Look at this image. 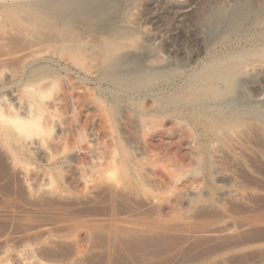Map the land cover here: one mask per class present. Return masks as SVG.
<instances>
[{"label":"rangeland","instance_id":"obj_1","mask_svg":"<svg viewBox=\"0 0 264 264\" xmlns=\"http://www.w3.org/2000/svg\"><path fill=\"white\" fill-rule=\"evenodd\" d=\"M0 113V264H264V0H0Z\"/></svg>","mask_w":264,"mask_h":264},{"label":"bare ground","instance_id":"obj_2","mask_svg":"<svg viewBox=\"0 0 264 264\" xmlns=\"http://www.w3.org/2000/svg\"><path fill=\"white\" fill-rule=\"evenodd\" d=\"M39 1V0H38ZM57 1V0H56ZM37 2V1H36ZM42 2V1H41ZM76 2V1H75ZM29 3V2H28ZM31 3V2H30ZM48 3V2H47ZM53 3V2H52ZM82 3V2H81ZM40 4V3H39ZM58 4V3H57ZM77 4H78V2H77ZM76 4V5H77ZM18 5H19V3H18ZM24 5V4H23ZM27 5V4H26ZM25 5V6H26ZM5 6V5H4ZM22 6V5H21ZM37 6H39L38 4H37ZM7 7H9V6H7ZM54 7V6H53ZM39 8V7H38ZM41 8H42V6H41ZM39 9V10H42V9ZM50 8V7H49ZM44 9V8H43ZM46 9H47V7H46ZM77 9V8H76ZM75 9V10H76ZM39 10H38V12H39ZM64 10V9H63ZM63 10H62V12H63ZM33 11V10H32ZM44 11H47V10H45L44 9ZM43 10H42V12L44 13V14H48V13H50V12H48V13H45ZM217 11V10H216ZM55 12H57V11H55ZM40 13V12H39ZM64 13V12H63ZM213 13V12H212ZM43 14V15H44ZM52 14V17L54 16V14H56V13H50V14H48V15H51ZM40 15V14H39ZM43 15H40V17L41 16H43ZM48 15H46V16H48ZM57 15H58V13H57ZM62 16H64L63 14H61ZM60 16V15H59ZM66 16V15H65ZM71 16V15H70ZM56 17V16H55ZM45 18V17H44ZM49 18V17H48ZM47 18V19H48ZM51 18V17H50ZM54 18V17H53ZM52 19V18H51ZM221 21V20H220ZM222 22V21H221ZM223 23V22H222ZM94 24H96V23H94ZM107 44V43H106ZM109 44V43H108ZM108 47H109V45H108ZM105 48H106V46H105ZM109 49V48H108ZM110 49H111V46H110ZM106 51H108V50H106ZM110 51V50H109ZM112 51V50H111ZM113 52V51H112ZM116 52V51H115ZM108 54V53H107ZM110 54V53H109ZM106 55V54H105ZM111 56V55H110ZM110 58V57H109ZM220 60V59H219ZM218 63V62H217ZM232 63V62H231ZM229 65H230V60H229ZM232 65V64H231ZM235 69V66H228V65H221V66H214V67H212L210 70H209V72L208 71H206V72H208L207 74H206V76H203L202 77V80H206V79H209V78H211L212 80H214V79H225V81H228L227 83H229V84H234V81H233V79L231 78V76H232V74H233V72H234V69ZM202 74V73H201ZM202 76V75H201ZM200 77V76H199ZM205 77V78H204ZM197 78H198V76H197ZM197 78H196V80H197ZM204 78V79H203ZM201 80V79H200ZM200 80H197L198 82L200 81ZM211 80V81H212ZM209 81V80H208ZM224 81V80H223ZM198 82H196V83H198ZM215 82V81H214ZM218 82V81H217ZM220 82V81H219ZM202 83H203V81H202ZM201 82H200V84H202ZM206 83V82H205ZM211 83V82H210ZM223 83H225V82H223ZM213 84V83H212ZM215 84H216V82H215ZM226 84V83H225ZM192 85V84H191ZM193 85H195V84H193ZM199 85V84H198ZM204 84H202V86H203ZM206 85V84H205ZM209 84H207L206 86H204L205 88H209V87H207ZM211 85V84H210ZM202 86L201 87H199V88H202ZM189 87H190V85H189ZM195 87V86H194ZM203 87V88H204ZM215 87V86H214ZM226 87H229V86H226ZM192 88V87H191ZM190 88V89H191ZM212 89V88H211ZM193 90V89H192ZM191 90V91H192ZM194 90H198V89H194ZM203 90V89H202ZM205 90V92H207L206 91V89H204ZM208 90V89H207ZM188 91V90H187ZM200 91V90H199ZM198 91V92H199ZM209 91H210V88H209ZM205 92H203V94L205 93ZM213 92V91H212ZM201 93V92H200ZM208 94V93H207ZM211 94V93H210ZM205 95V94H204ZM188 96V95H187ZM11 100H13V103L15 102V101H17L18 103H20L19 101H18V97H15L14 95H12V99ZM7 105V104H6ZM7 107H8V105H7ZM19 107H20V105H19ZM19 110H21V108L19 109ZM18 110V121H20V122H22V124H27L28 122H30V123H32V120H34V119H37L38 118V112H37V110L34 108V106H33V104L32 103H29L28 105H25V106H23V108H22V110L21 111H19ZM21 112V113H20ZM1 114V113H0ZM1 116H2V114H1ZM214 116V115H213ZM225 118V117H224ZM216 119V118H215ZM226 119V118H225ZM232 119H234V118H232ZM231 119V120H232ZM230 120V121H231ZM214 121V120H213ZM217 122V121H216ZM222 122V121H221ZM229 122V121H228ZM223 123V122H222ZM60 124V123H59ZM213 124V123H212ZM232 124V123H231ZM1 125V124H0ZM214 125H216L215 123H214ZM214 125H212L213 127H212V129L213 128H215L214 127ZM230 125V124H229ZM59 127H61V126H59ZM210 127V126H209ZM220 127V126H219ZM218 126H217V128H219ZM221 127H222V125H221ZM228 127V126H227ZM224 128V127H223ZM216 129V128H215ZM220 129V128H219ZM2 130L3 131H6L7 130V127L6 126H2ZM211 130V129H210ZM217 130V129H216ZM33 144L32 146L37 150L38 148H39V150L41 149V150H44L43 149V142L41 141V139L40 138H36V139H32L31 140V142H30V144ZM43 145V146H42ZM41 152V151H40ZM46 155V154H45ZM127 176V175H126Z\"/></svg>","mask_w":264,"mask_h":264}]
</instances>
